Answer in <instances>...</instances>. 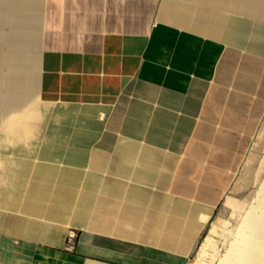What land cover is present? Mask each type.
I'll use <instances>...</instances> for the list:
<instances>
[{
  "label": "crops",
  "instance_id": "0c3cea01",
  "mask_svg": "<svg viewBox=\"0 0 264 264\" xmlns=\"http://www.w3.org/2000/svg\"><path fill=\"white\" fill-rule=\"evenodd\" d=\"M37 3L0 4V155L23 144L1 123L35 110L41 156L77 171L59 179L95 227L70 224L75 243L40 240L0 209V264H188L264 117V23L262 47L249 48L173 22L165 0H39L36 23ZM191 4V20L208 6L219 20L264 22V0ZM17 165L0 157V177L50 192L55 176ZM182 219L187 252L135 231Z\"/></svg>",
  "mask_w": 264,
  "mask_h": 264
},
{
  "label": "bare ground",
  "instance_id": "6f19581e",
  "mask_svg": "<svg viewBox=\"0 0 264 264\" xmlns=\"http://www.w3.org/2000/svg\"><path fill=\"white\" fill-rule=\"evenodd\" d=\"M35 22H39V0L36 7ZM181 22L196 25L197 28L203 30H207L208 28L206 22H199L191 19L181 20ZM224 25L225 22L222 23L223 27ZM210 31L213 30L210 29L208 32ZM1 71L3 76L1 82L2 93H0V96H3L5 91L10 92V80L5 77L3 67H1ZM24 107L23 105L21 113H13L8 121H4L1 124L6 132L17 134L16 137L18 140L24 141L25 143H29V141H38L39 135L37 133V127L40 124V116L32 108ZM34 109L36 108L34 107ZM3 140L4 137L0 138V142ZM55 148L56 147L53 148V152L62 156V153L56 152ZM57 151H61V149ZM28 170V168L22 169L23 172H27ZM5 172L14 173L12 170H7ZM35 173L50 174L57 178L54 179V184L53 187L50 188V192H47L49 186L47 184L43 185L42 183L41 186L32 187L27 194L24 195L20 190V182H5L6 179L0 177V189H3L4 183L7 184V187L2 193L3 203L9 207H19L21 211L28 213L31 217L35 216V220H31L30 218L17 219L15 222L17 225L16 231L24 233L27 236L47 239L51 231V227H48L47 221L50 220L54 222V228L58 229L64 226L66 227L69 224L79 225L80 223L91 226L90 228L95 227L94 218L93 220L88 218V221H86L85 215L82 214V212H84L83 206L80 208L78 199L75 200L73 198L72 189L74 188L70 186L67 180L59 179L63 175L77 174L76 170L63 168L62 163L52 161L35 169ZM260 195L262 196L258 199L257 204L244 217L240 226L233 228L236 232L231 230V228L228 230L225 227L214 225L209 234L205 237L202 247H210L213 256L218 251L217 246H214L213 240L216 235H220L223 240L228 238L226 241L233 238L218 264H264V185L262 186ZM229 200L232 201V198L229 197ZM235 206L238 208L240 207L238 205ZM237 207L234 208L235 211L231 215L233 219L236 217L234 214L238 211ZM41 216L48 217L50 220L47 219L44 221L46 223H44L39 219ZM208 217L209 214H204L202 219L207 220ZM171 224L172 226L169 225L166 227V230L162 229L161 232H159V229H157V231L148 230L147 228L141 229L138 225H136L135 231L139 234L149 235L151 238L155 237L157 241L159 240L161 244L166 247H179L180 250H184L183 252H187L191 244L190 238H192L193 234H187L183 239L181 238L183 243H181L178 238H180V229L184 224H188V230L192 231V223L182 219L180 222L173 220ZM68 231L70 233L74 232L73 229Z\"/></svg>",
  "mask_w": 264,
  "mask_h": 264
},
{
  "label": "rangeland",
  "instance_id": "374dc122",
  "mask_svg": "<svg viewBox=\"0 0 264 264\" xmlns=\"http://www.w3.org/2000/svg\"><path fill=\"white\" fill-rule=\"evenodd\" d=\"M166 2L171 3V8L173 13L171 17L175 23H178L182 26L194 28L196 30L202 31L204 33L214 34L219 36L225 41L233 42L240 44L242 46H246L249 48H254L255 44L260 43L259 47H262L260 34L257 37L255 35V26L257 25V29L259 25L264 22H255V21H246V22H228L219 20L216 15L208 14L210 11L208 6H204L206 10H204L203 6H198L194 11V15L198 17V19H206V20H195L199 22L207 23V30H203L201 28H197L196 25L182 23L181 20H188L187 17L191 15L192 4L191 0H165ZM197 1V0H195ZM5 0H0V4L3 5ZM205 5V4H204ZM197 6V5H195ZM212 8V6H209ZM214 7V6H213ZM208 16H211L208 18ZM225 22L224 27L222 23ZM202 27V26H201ZM213 30L208 32L209 30ZM264 33V31H262ZM256 42V43H255ZM45 135V134H44ZM44 135L42 137H44ZM46 136V135H45ZM17 149L8 148L3 149L4 156H1L4 161L7 159H16L19 162V165L16 166L17 169H22L24 163H30V169H35V166L38 162H48L53 161L52 157L41 156V154L45 151L48 146L47 143L42 141H29V143L18 144ZM22 145V147H21ZM61 159L62 158H58ZM3 168L7 169V165L3 164ZM4 173V172H3ZM39 182L35 181H23V191L24 194L27 193L28 189ZM264 185V117L260 124V127L256 134L254 135L250 146L247 150L246 156L243 160V163L239 166L236 174L233 179L228 184L219 204L217 205L215 212L210 219L208 226L205 232L200 237L193 253L190 256V260L188 264H218L221 257L225 254L227 248L231 243V239L228 241L223 240L220 235H214V246H217L218 251L212 255V250L210 247H202V243L205 237L209 234L210 230L217 225L219 227H225L228 230L231 228L234 232L235 229L240 226L244 217L250 212V210L257 204L258 199L262 195H260V191L262 186ZM2 192L0 193V209L3 212V216L7 215L9 218L17 219H28L35 220V216L31 217L28 213L22 212L19 208L9 207L5 205L2 201ZM229 197L232 198V201L229 200ZM235 205L240 206L239 208ZM238 208V211L235 212V218L231 217L232 213L235 211L234 208ZM39 219L44 222L49 219L48 217L41 216ZM37 220V219H36ZM50 220V219H49ZM63 223V222H61ZM65 224V223H63ZM70 224L60 229L54 228L51 231L50 239H52L56 243H62L66 241L77 242L79 239L80 232L74 229L73 233H70ZM69 227V228H68ZM24 234V233H23ZM69 234V236H67ZM43 240V239H40Z\"/></svg>",
  "mask_w": 264,
  "mask_h": 264
}]
</instances>
